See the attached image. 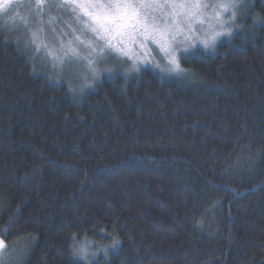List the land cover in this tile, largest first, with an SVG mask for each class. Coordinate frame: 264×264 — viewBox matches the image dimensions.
<instances>
[{"label": "trees", "instance_id": "16d2710c", "mask_svg": "<svg viewBox=\"0 0 264 264\" xmlns=\"http://www.w3.org/2000/svg\"><path fill=\"white\" fill-rule=\"evenodd\" d=\"M246 5L213 54L181 59L190 77L83 93L0 24V238L18 264H264V0Z\"/></svg>", "mask_w": 264, "mask_h": 264}, {"label": "snow or ice", "instance_id": "6c2138e0", "mask_svg": "<svg viewBox=\"0 0 264 264\" xmlns=\"http://www.w3.org/2000/svg\"><path fill=\"white\" fill-rule=\"evenodd\" d=\"M246 7L242 0H216L211 5L205 0H0V18L11 22V30L28 33L26 48L32 46L34 52L43 48L53 61L67 66L69 75H74L72 69L77 65L85 66L89 71L80 73L83 83L79 89L71 88L83 93L95 85L102 72L114 71L110 67L100 69L97 61L113 60L123 65L131 60L126 72L139 73L153 48L164 61L162 65L153 58V66L162 78L190 77L181 66L178 51L186 52L195 43L215 50L218 38L230 37L237 27V11ZM65 14L72 23L58 19ZM225 14L227 19L223 18ZM253 20L264 23L258 15ZM61 22L68 31H57ZM206 22L207 31L196 27ZM45 24L53 34L51 39L45 34ZM118 244L119 240H114L112 247ZM13 252L0 238V264H16ZM104 252L107 255L106 249ZM73 255L87 259V249L74 248Z\"/></svg>", "mask_w": 264, "mask_h": 264}, {"label": "rangeland", "instance_id": "374dc122", "mask_svg": "<svg viewBox=\"0 0 264 264\" xmlns=\"http://www.w3.org/2000/svg\"><path fill=\"white\" fill-rule=\"evenodd\" d=\"M23 2H28V0H23ZM205 2L208 3L209 5H211V4L216 3V0H205ZM242 2L244 5H246L247 0H242ZM244 10H245V8H243V10L237 11L236 20L234 22L237 26H238L239 21H241V19H243V17H244V12H245ZM21 12L23 13L24 9H21ZM53 15H56L55 11L53 12ZM223 18L227 19V14H225ZM44 19L46 21L47 17H45ZM58 19L60 21L66 20V21H68V23H72L71 17L68 16L67 14L58 17ZM229 23H233V22L229 21ZM0 24L2 26H4L6 28V30L9 31L10 34L15 35L16 37L22 38V39H24V37H25L27 39V42H28V38H29L28 33H25L23 31L17 32L16 30H11L10 29V24H11L10 21L6 22L4 19L0 18ZM30 24H33V26H35L34 22L31 20H30ZM196 27L202 28V32L207 31V22L203 27L200 25H197ZM60 28H64L65 31H68V29L65 27V25L62 22L57 26V31H59ZM236 29H237V27L233 28L232 34L235 32ZM45 34L47 35V37L49 39H51L53 36L52 32L47 28L46 24H45ZM227 37H228L227 35L219 37L217 42H216L215 48L218 46V44L225 42ZM69 38L70 37H64L65 40H67ZM29 48H32V46H29ZM196 49H200V50L206 51L207 53H211V54L214 53V50H212L210 48H204L201 44L195 43L194 47L189 48L186 52H184L183 49L178 51L177 55L180 58V63H181L182 58L188 56L189 54L194 52ZM35 54L42 56L41 61L44 62L45 64H47L52 69V71H56V73L63 75L64 78L68 79L69 81H72V83H74V84H81L83 82V80L80 77V73H88V71H89L85 66L77 65L75 68L72 69V72L74 73V75H69V72L67 70V66L65 65L62 67L59 63H56L55 61H53L51 59V57L47 56V54L45 53V50L43 48H41L39 51H36ZM153 58L155 61H158L163 65L164 61L161 59V56L156 52L155 48H153L151 54L148 57H146L147 62L140 66L141 67L140 71L146 70V69H151V70H154V71L162 74L159 71V69H157L153 66ZM54 63H55V67H53ZM131 63H132L131 60H129L127 62V64H123V65H121V64H119L113 60H109L107 63L97 61L98 67L100 69L110 67V68H113V70H114L113 73H111V74H109L108 72H102V74L100 75V78L104 77V76H108V75L110 76L114 73H117V74L121 73L123 75L126 74V75H130V76L138 74L134 71L130 72V73L126 72V69L131 65ZM167 77H179V76H167ZM98 80L96 82H98ZM8 248L14 250L12 255L16 258V264H18L20 257H21L19 248L17 246H15V247L8 246Z\"/></svg>", "mask_w": 264, "mask_h": 264}]
</instances>
